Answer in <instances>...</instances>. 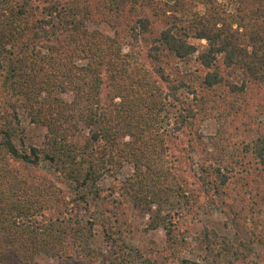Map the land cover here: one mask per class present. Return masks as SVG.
<instances>
[{
	"label": "trees",
	"instance_id": "obj_1",
	"mask_svg": "<svg viewBox=\"0 0 264 264\" xmlns=\"http://www.w3.org/2000/svg\"><path fill=\"white\" fill-rule=\"evenodd\" d=\"M21 112L45 128L40 147L24 144ZM207 119L216 129L205 137ZM124 163L132 173L118 182ZM216 201L250 238L205 229V250L221 264H257L264 0H0V264H156L125 240L130 204L146 229H163L171 264L197 211ZM89 202L100 207L97 248Z\"/></svg>",
	"mask_w": 264,
	"mask_h": 264
},
{
	"label": "rangeland",
	"instance_id": "obj_2",
	"mask_svg": "<svg viewBox=\"0 0 264 264\" xmlns=\"http://www.w3.org/2000/svg\"><path fill=\"white\" fill-rule=\"evenodd\" d=\"M89 27L93 29L96 26L90 25ZM98 28L101 31L112 34V31L107 26L101 25ZM191 42L196 45L198 53L205 49L206 43L204 40L194 39L191 40ZM127 50L128 48L125 47L124 51L126 52ZM198 53H195L183 60L179 64V67L183 71L194 69L197 66L196 56ZM64 97L68 99L70 96L64 95ZM20 114L24 144L26 146L32 145L40 147L43 142L45 128L39 125L31 124L29 119L22 114V112ZM215 129V121L207 119L202 125L201 133L206 137L213 134ZM131 173L132 167L128 163H124L123 167L116 174V179L118 182H121ZM100 183L104 186H108V177L101 179ZM128 213L133 224L132 233L125 238L128 246L137 249L139 248L144 251V253L149 254V258L156 264H164L166 261L162 253V249L165 247V232L163 229H146L147 218L139 216L137 208L134 204H130V210ZM197 213V220L189 227V232L185 235L188 248L180 251L176 258L170 262L171 264H180V262L184 259L195 261L198 264H221V261L216 260L205 250L202 238V232L205 229H211L220 235L229 237L234 244H237L239 241L248 242L250 235L247 231L245 223L239 219L233 218L220 201H216L214 205H205L201 210H198ZM82 216L85 220L92 219L95 222L93 238L90 245L93 248L100 247L103 244L104 235L101 225L99 205L89 202L88 210L84 211ZM262 235L264 236V233ZM250 253L251 260L255 261L257 264H264V244L251 247ZM37 261L39 264H101L99 262L89 263L81 260L78 262L70 261L66 263L59 259L47 258L43 255L39 256Z\"/></svg>",
	"mask_w": 264,
	"mask_h": 264
}]
</instances>
